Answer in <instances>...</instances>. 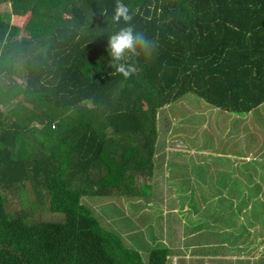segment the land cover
Returning <instances> with one entry per match:
<instances>
[{
  "label": "trees",
  "instance_id": "16d2710c",
  "mask_svg": "<svg viewBox=\"0 0 264 264\" xmlns=\"http://www.w3.org/2000/svg\"><path fill=\"white\" fill-rule=\"evenodd\" d=\"M3 1L29 15L25 37L0 13V264H168L174 237L147 238L145 260L81 197H154L158 111L186 93L227 113L264 110V0H123L152 41L127 78L107 52L115 0ZM241 184L227 189L225 243L213 242L225 254L211 260L242 264L239 244L264 228V177L250 194ZM25 188L33 218L6 204ZM41 202L64 219L42 220Z\"/></svg>",
  "mask_w": 264,
  "mask_h": 264
},
{
  "label": "rangeland",
  "instance_id": "374dc122",
  "mask_svg": "<svg viewBox=\"0 0 264 264\" xmlns=\"http://www.w3.org/2000/svg\"><path fill=\"white\" fill-rule=\"evenodd\" d=\"M0 13L19 27V36H28L23 29L28 12L14 14L10 4L3 1ZM158 116V149L154 157L159 155L161 159L160 164L154 167V197L147 201H135L134 205L125 202V198L113 195L109 198L95 196L93 199L82 196L81 202L104 228L115 232L123 228L124 233L128 232L125 242L129 248L139 247L142 237L148 242L147 238L151 241V237L155 236L162 242V236H165L174 237L173 246L179 254H183V250H188L183 242H190V238L185 236L195 229L203 230L205 237L196 233L193 244L210 243L204 253L216 251L225 254V247L215 248L213 242L225 243L217 240L225 238L227 189L233 185V180H240L241 193L250 194L248 190L252 185L264 177V125L260 123L264 121V110L258 108L256 114L244 116L227 113L215 109L193 93H186L179 101L161 108ZM231 119L233 122L229 126ZM33 124L40 126L36 121ZM232 125L235 128L229 132ZM245 139L246 147H243L241 144ZM225 171L228 173L226 181ZM261 190L258 194H264ZM30 196L26 188L24 191L18 190L14 197L6 196L9 212L17 211L25 213L27 218H33ZM47 196L46 193V199ZM41 205L46 208L42 220L51 221L59 216L60 220L64 219L62 213L47 210L48 202L44 205L41 202ZM184 206H188V209H183ZM172 208L175 210L169 211ZM35 212L42 213L37 208ZM241 216L246 214L242 213ZM250 231L252 235L247 239L248 244H239L244 249L243 257L247 258L242 264H264V228L255 225ZM211 232L213 235H209ZM141 247L145 248V245ZM234 253H227L226 256L234 259ZM142 255L146 260L147 253ZM185 256L181 259L172 257L168 264H187L184 263ZM209 264H225V260L223 263L210 260Z\"/></svg>",
  "mask_w": 264,
  "mask_h": 264
},
{
  "label": "clouds",
  "instance_id": "9594fccd",
  "mask_svg": "<svg viewBox=\"0 0 264 264\" xmlns=\"http://www.w3.org/2000/svg\"><path fill=\"white\" fill-rule=\"evenodd\" d=\"M132 15L123 0H115L110 21L119 27L108 32L107 52L114 73H119L125 78L136 71L135 66L129 62L130 59L141 54L148 56L152 48V41L130 23Z\"/></svg>",
  "mask_w": 264,
  "mask_h": 264
},
{
  "label": "crops",
  "instance_id": "0c3cea01",
  "mask_svg": "<svg viewBox=\"0 0 264 264\" xmlns=\"http://www.w3.org/2000/svg\"><path fill=\"white\" fill-rule=\"evenodd\" d=\"M157 149H158V143L156 144V150ZM158 156L159 155L154 157V160H155L154 161V165H156V166H158L160 164L161 156H159V157ZM183 209H185V210L188 209V206H184ZM172 210H175V208H172L169 211H172ZM134 231L135 230H131L130 232H134ZM117 233L120 234L123 242L126 244L125 239L127 240L128 236H129V233L128 232L124 233L123 232V228H119ZM196 233H199V235H203L204 236V231L203 230H195V229L190 230L188 232L189 235L187 237L185 236V238H190L189 239L190 242H188V243L187 242H183L184 246H187L186 248H188V250H185V251L183 250V254H179L178 249L176 250L175 247H171L172 252H171V255L169 256L168 262H170V259L172 257H177L178 256V258L181 259L182 256L186 255L185 257H183L184 263L186 262L187 264H206V262H208L207 264H209V262L211 260V257L207 253H204L206 248H207V243H204V244H193V242H192V240L195 237ZM139 243H140V246L137 247L136 249H138V250L141 249V251H144L143 247H141V246L145 245V247H146V243H147L146 239L142 237L141 240L139 241ZM179 243H180V241H179ZM197 250H199V251L197 252ZM144 252H146V251H144ZM180 253H182V252H180Z\"/></svg>",
  "mask_w": 264,
  "mask_h": 264
}]
</instances>
